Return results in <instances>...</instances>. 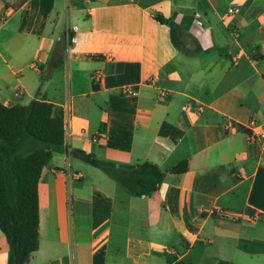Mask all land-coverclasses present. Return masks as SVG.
Instances as JSON below:
<instances>
[{
  "label": "crops",
  "instance_id": "0c3cea01",
  "mask_svg": "<svg viewBox=\"0 0 264 264\" xmlns=\"http://www.w3.org/2000/svg\"><path fill=\"white\" fill-rule=\"evenodd\" d=\"M32 100L66 127L27 264H264V156L239 130L264 124V0H0V103ZM77 150L154 163L164 181L132 196Z\"/></svg>",
  "mask_w": 264,
  "mask_h": 264
},
{
  "label": "trees",
  "instance_id": "16d2710c",
  "mask_svg": "<svg viewBox=\"0 0 264 264\" xmlns=\"http://www.w3.org/2000/svg\"><path fill=\"white\" fill-rule=\"evenodd\" d=\"M155 19L169 27L172 43L180 47V29L173 19L159 14ZM239 130L248 133L242 126ZM64 134L63 112L48 102L32 100L27 106L0 103V231L8 244L7 264H27L38 250V183L53 153L64 151ZM74 154L135 197L152 195L165 178L158 166L148 161L118 164L79 150ZM187 170L184 161L170 172L182 174ZM168 262L185 264L170 257Z\"/></svg>",
  "mask_w": 264,
  "mask_h": 264
},
{
  "label": "built area",
  "instance_id": "2783aa9c",
  "mask_svg": "<svg viewBox=\"0 0 264 264\" xmlns=\"http://www.w3.org/2000/svg\"><path fill=\"white\" fill-rule=\"evenodd\" d=\"M228 13H234L237 12L236 9L230 8L227 11ZM99 77V72L94 73V79H98ZM121 93L124 96H129V97H134L136 95L135 91L131 89L130 87H124L121 89ZM165 93L162 91L160 97H163ZM66 127V121H64V131ZM248 134H249V139L252 145L256 148L258 153L262 156H264V124H260L255 122L254 120H251L249 123V128ZM234 176L237 179H242L245 176V173L243 170L237 171ZM216 214L219 217L222 218H228V219H233L235 215L229 211H224V210H217Z\"/></svg>",
  "mask_w": 264,
  "mask_h": 264
}]
</instances>
